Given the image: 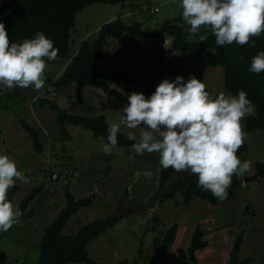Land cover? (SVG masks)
<instances>
[{
  "label": "rangeland",
  "instance_id": "374dc122",
  "mask_svg": "<svg viewBox=\"0 0 264 264\" xmlns=\"http://www.w3.org/2000/svg\"><path fill=\"white\" fill-rule=\"evenodd\" d=\"M7 1L0 0V3ZM179 4L180 0H136L125 4H95L83 9L77 14L71 32L68 58L48 65V75L53 80L61 76L80 45L85 41L92 43L102 25L120 18L126 25L140 23L143 29L155 33L164 21L180 14ZM154 9L157 12L152 13ZM7 14V11L0 13V21ZM183 26L188 25L184 22ZM165 51H170V41L165 36L161 39L152 36L138 42L128 35L119 40L108 38L97 68L104 73L126 74L135 80L151 76L171 82L178 76L185 81L195 77L206 85L213 98L220 92L229 93L220 67L198 62L190 53H177L182 61L170 59ZM108 86L127 97L133 92L143 93L138 87L121 82L108 81ZM47 89L52 87L45 85L37 91L33 87L9 89L0 84V155H7L29 179L28 183L16 181L11 203L18 208L31 190L41 188L24 212L26 218L8 232H0V264H38L44 229L66 206L65 186L76 199L90 197L91 204L69 219L64 235L74 236L82 226L109 215L119 218L118 224L86 248L89 258L97 263L149 264L159 247V233L177 224L176 240L158 264H228L229 253L239 235L243 242L237 260L252 257L250 264H264V178H259L255 169L256 163L264 162L261 130L250 133L244 130L247 150L240 159L250 161L252 169L242 180L255 175L257 178L243 181L232 199L215 206L199 199L183 205L181 197L176 196L159 204L154 198L158 189L159 154H137L132 146H115L111 154L106 155L105 144L100 139L93 138L90 131L69 125H66L69 139L63 140L58 132L56 113L37 103L46 97ZM15 90L21 93L25 103L19 101L4 109L1 103L5 95ZM50 98L70 114L87 118L105 116L109 128L114 123L119 124L124 116L125 105L89 86L72 84ZM21 120L39 131L41 152L35 151L21 129ZM242 124L244 127V119ZM129 131L125 125H120L119 133L127 136ZM134 131L137 143L140 129ZM64 169L72 176L53 181L52 174ZM145 170L153 173L150 179L143 175ZM188 174L190 172L174 173L167 186ZM154 215L159 218L158 223L152 219ZM197 227L205 232L208 247L196 252L195 261L190 262L186 251Z\"/></svg>",
  "mask_w": 264,
  "mask_h": 264
},
{
  "label": "trees",
  "instance_id": "16d2710c",
  "mask_svg": "<svg viewBox=\"0 0 264 264\" xmlns=\"http://www.w3.org/2000/svg\"><path fill=\"white\" fill-rule=\"evenodd\" d=\"M132 1L136 0H9L0 3V13L8 12L0 22L5 25L10 42L20 43L24 39H32L35 37V33L39 31L52 40L54 46L59 49L56 60L66 59L69 56L71 32L74 29L76 16L80 11L95 4L114 5ZM183 23L182 9L177 17L164 21L155 33L143 29L140 23L126 25L120 18H117L114 22L102 25L92 43L85 41L80 45L61 76L53 80L45 71V85L53 87L56 95L59 89L69 87L72 84L81 87L89 86L101 90L103 94L113 97L117 102L126 106L128 103L127 96L110 89L108 86V81H115L138 87L147 98L154 93L156 86L161 82L160 80L151 76L135 80L126 74L100 72L97 64L103 59V50L108 38L119 40L124 35H128L130 39L138 42L152 36L158 39L165 36L170 41V51L164 52L167 57L182 61L177 53H190L198 62L205 63L210 67H220L223 70L224 87L232 96H236L239 90L245 91L247 98L255 105V109L252 115L244 118V130L248 133L261 130L264 134V72L254 74L249 71L252 58L259 52H264V33L259 37L251 38L249 44L243 47L235 42L231 45L217 46L215 36L210 28H201L197 34L191 35L188 31L190 26L184 27ZM204 32L205 35H202ZM56 60L46 61L47 65L55 64ZM45 92L46 97L39 99L37 103L42 107L47 106L56 113L58 132L63 140L69 139L66 130V125H69L90 131L93 138L100 139L104 144L108 143L109 127L105 116L87 118L70 114L65 109L60 108L55 99L50 98L52 95L50 90L47 89ZM19 101L25 103L21 93L15 90L5 95L1 106L8 110L10 104L15 105ZM20 126L31 140L35 151L41 152L39 131L24 120L20 121ZM117 139L116 147L127 148L135 144V140L130 141L126 135L121 133H118ZM246 150L247 146L244 144L238 150L237 156L241 158ZM255 169L258 177L264 178V162L256 163ZM63 171L65 169L53 173L58 174L56 180H59ZM174 173L176 171L173 169L165 170L159 164L158 189L154 197L159 204L174 199L176 196L181 197L183 205H189L193 199H199L212 206L221 202L210 192L202 190L198 186V177L192 173L179 177L177 181L167 186ZM242 182V177H232V184L227 190L228 196L225 200L234 197ZM15 189L14 186L8 192L10 202ZM40 190L41 188L31 190L21 200L18 210L22 215L19 221L26 218L24 212ZM64 198L66 200L65 208L44 229L39 243L38 264H101L89 258L86 248L91 241L96 240L108 229L118 224L119 218L109 215L82 226L74 236L64 235L63 230L69 219L79 210L87 208L91 204L90 197L76 199L68 190V186L64 187ZM152 219L155 223L159 221L156 215ZM177 232L178 225L173 224L164 233H159L157 238L159 247L149 264H158L176 240ZM204 237L205 232L199 227L192 232L186 251L188 261H195L196 252L208 247V242ZM242 242V235L237 236L229 253L228 264H250L253 261L252 257H247L241 261L237 260Z\"/></svg>",
  "mask_w": 264,
  "mask_h": 264
},
{
  "label": "clouds",
  "instance_id": "9594fccd",
  "mask_svg": "<svg viewBox=\"0 0 264 264\" xmlns=\"http://www.w3.org/2000/svg\"><path fill=\"white\" fill-rule=\"evenodd\" d=\"M179 7L189 33L210 28L217 46L235 42L243 47L264 33V0H180ZM58 54L54 42L39 31L32 39L10 42L0 22V84L7 88L42 89L46 61L56 60ZM249 71L264 72V52L252 58ZM127 100L123 118L109 128L106 155L118 143L120 125L130 130V141L137 139L134 130L140 129L139 141L132 145L135 153H158L163 169L195 174L198 186L221 201L227 199L232 177L251 171V162L237 156L247 140L242 121L255 109L245 91L236 96L220 92L213 98L202 81L178 76L171 82L162 80L147 98L133 92ZM143 175L150 179L153 173L145 170ZM16 181L29 179L7 155H0V232H8L22 215L8 199Z\"/></svg>",
  "mask_w": 264,
  "mask_h": 264
},
{
  "label": "built area",
  "instance_id": "2783aa9c",
  "mask_svg": "<svg viewBox=\"0 0 264 264\" xmlns=\"http://www.w3.org/2000/svg\"><path fill=\"white\" fill-rule=\"evenodd\" d=\"M153 12H157V9H154L153 11H152V13ZM51 92H52V95H55V89L52 87V89L50 90ZM72 176V173L71 172H68V171H63L62 172V174H61V176H60V178H62V179H66V178H69V177H71ZM58 178V174H53L52 175V179L53 180H56Z\"/></svg>",
  "mask_w": 264,
  "mask_h": 264
},
{
  "label": "water",
  "instance_id": "95a60500",
  "mask_svg": "<svg viewBox=\"0 0 264 264\" xmlns=\"http://www.w3.org/2000/svg\"><path fill=\"white\" fill-rule=\"evenodd\" d=\"M255 178H257L256 175L253 176V178H249V179L244 178L243 181H244V183H246V182H248L249 180H251V179H255ZM92 199H93V197H92Z\"/></svg>",
  "mask_w": 264,
  "mask_h": 264
}]
</instances>
